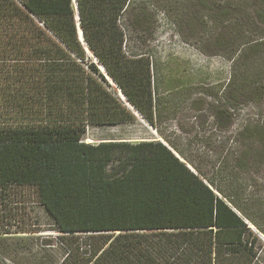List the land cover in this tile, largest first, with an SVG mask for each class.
<instances>
[{
    "label": "trees",
    "instance_id": "trees-1",
    "mask_svg": "<svg viewBox=\"0 0 264 264\" xmlns=\"http://www.w3.org/2000/svg\"><path fill=\"white\" fill-rule=\"evenodd\" d=\"M161 15L223 86L168 76ZM0 264H264V0H0Z\"/></svg>",
    "mask_w": 264,
    "mask_h": 264
},
{
    "label": "rangeland",
    "instance_id": "rangeland-1",
    "mask_svg": "<svg viewBox=\"0 0 264 264\" xmlns=\"http://www.w3.org/2000/svg\"><path fill=\"white\" fill-rule=\"evenodd\" d=\"M182 35L169 27L164 16L161 15L160 28L156 36V45L161 52L165 65H169V77L175 82H189L198 86L219 87L223 86L231 77V63L221 55L206 56L202 54L195 44V39L190 37L192 28H182ZM200 87V88H201ZM199 88V87H198ZM192 98H200L199 90L192 91ZM246 114L256 115L259 105H247L243 107ZM196 110H184L178 121L187 124H196L194 117ZM145 124V123H143ZM142 126H121L101 129H91L87 135V141L102 137L123 134L125 137L142 138L148 133L155 134L146 124ZM176 124V123H175Z\"/></svg>",
    "mask_w": 264,
    "mask_h": 264
},
{
    "label": "water",
    "instance_id": "water-1",
    "mask_svg": "<svg viewBox=\"0 0 264 264\" xmlns=\"http://www.w3.org/2000/svg\"><path fill=\"white\" fill-rule=\"evenodd\" d=\"M79 35H80V39L83 41V37H82V34H81V31H80V30H79ZM99 69H100V71L103 73V75H104L105 77H107V74H106L104 68H103L101 65H99ZM107 79H108V78H107ZM109 81H110V80H109ZM110 82H111V84H113L112 81H110ZM119 96H120V98H121L122 100H125V97L123 96V94H122L121 91H119ZM142 121H143V123H145L146 125H148L143 119H142ZM148 127L153 131V128H152L151 126L148 125Z\"/></svg>",
    "mask_w": 264,
    "mask_h": 264
}]
</instances>
